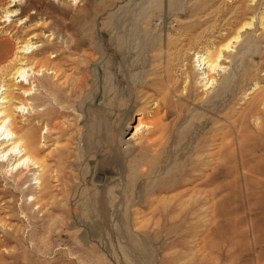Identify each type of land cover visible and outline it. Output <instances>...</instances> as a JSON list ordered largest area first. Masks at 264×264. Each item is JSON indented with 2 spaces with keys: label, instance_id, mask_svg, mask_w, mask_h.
Segmentation results:
<instances>
[{
  "label": "rangeland",
  "instance_id": "rangeland-1",
  "mask_svg": "<svg viewBox=\"0 0 264 264\" xmlns=\"http://www.w3.org/2000/svg\"><path fill=\"white\" fill-rule=\"evenodd\" d=\"M0 38L55 169L0 149V264H264V0H0Z\"/></svg>",
  "mask_w": 264,
  "mask_h": 264
},
{
  "label": "bare ground",
  "instance_id": "bare-ground-1",
  "mask_svg": "<svg viewBox=\"0 0 264 264\" xmlns=\"http://www.w3.org/2000/svg\"><path fill=\"white\" fill-rule=\"evenodd\" d=\"M10 44V40H0V149L3 153L2 157L3 160L6 159L9 162L16 158L15 163L11 164L13 169H17L20 166H25L26 168L33 167V169L36 167L43 172L42 174H51L55 172V169L45 163V158L34 155L33 149L37 147V143L23 132L22 127L24 125H19L22 121L17 116V112H21L23 109L27 108L30 110L31 104L29 103L28 96H33L35 93L33 88L27 83H34L36 76L33 74L39 75L42 69L34 71L33 67L27 68V66H23L28 65L29 60H25V62L24 57H17L16 52L11 50ZM24 47L25 50L21 52H31L29 49L32 46L29 43ZM201 61L200 66L202 64L205 66L203 69L206 68L213 71L217 68V65L207 57L201 56ZM15 63L20 66L16 73L11 76L10 70ZM44 67L45 70L50 69L52 72H57L55 67L51 68L48 65H42V68ZM205 74V78L209 79L203 83V87L204 90H208L211 88L214 79L210 78L209 72L208 74L205 72ZM44 114V112L38 111V116H43ZM47 126L44 133H48L51 129L49 125ZM139 131L140 127L136 129V132L131 134L129 139H135ZM38 149L41 151V148L38 147ZM39 183V189L43 192L47 187L46 179L40 177Z\"/></svg>",
  "mask_w": 264,
  "mask_h": 264
}]
</instances>
